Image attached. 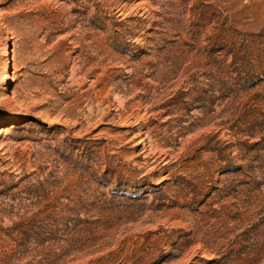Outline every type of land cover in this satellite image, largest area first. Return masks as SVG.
Instances as JSON below:
<instances>
[{"label": "rangeland", "instance_id": "374dc122", "mask_svg": "<svg viewBox=\"0 0 264 264\" xmlns=\"http://www.w3.org/2000/svg\"><path fill=\"white\" fill-rule=\"evenodd\" d=\"M0 264H264V0H0Z\"/></svg>", "mask_w": 264, "mask_h": 264}, {"label": "bare ground", "instance_id": "6f19581e", "mask_svg": "<svg viewBox=\"0 0 264 264\" xmlns=\"http://www.w3.org/2000/svg\"><path fill=\"white\" fill-rule=\"evenodd\" d=\"M7 65H5L6 67ZM10 78L9 73H5L4 77H3V81H4V86H3V92H6L7 88H8V80Z\"/></svg>", "mask_w": 264, "mask_h": 264}]
</instances>
